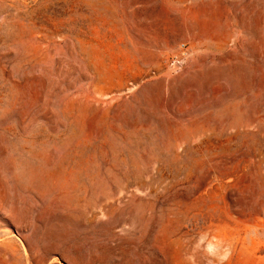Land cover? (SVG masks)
I'll list each match as a JSON object with an SVG mask.
<instances>
[{
    "label": "rangeland",
    "instance_id": "rangeland-1",
    "mask_svg": "<svg viewBox=\"0 0 264 264\" xmlns=\"http://www.w3.org/2000/svg\"><path fill=\"white\" fill-rule=\"evenodd\" d=\"M0 264H264V0H0Z\"/></svg>",
    "mask_w": 264,
    "mask_h": 264
},
{
    "label": "built area",
    "instance_id": "built-area-1",
    "mask_svg": "<svg viewBox=\"0 0 264 264\" xmlns=\"http://www.w3.org/2000/svg\"><path fill=\"white\" fill-rule=\"evenodd\" d=\"M188 53L187 51V46L186 44H182L181 46V57L180 56H175L173 58H171V60L169 61V66L171 68H180L182 65V61L184 56H186Z\"/></svg>",
    "mask_w": 264,
    "mask_h": 264
}]
</instances>
